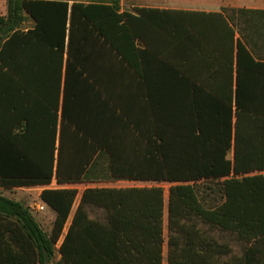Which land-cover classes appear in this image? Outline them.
<instances>
[{"label":"trees","instance_id":"trees-1","mask_svg":"<svg viewBox=\"0 0 264 264\" xmlns=\"http://www.w3.org/2000/svg\"><path fill=\"white\" fill-rule=\"evenodd\" d=\"M151 10L133 15L117 0H7L0 264H163L165 207L167 264H264V9L161 10L180 18L182 60L166 62L180 86L166 87L159 102L151 97L140 127L110 81L117 63L133 64L135 39L154 50L132 29ZM186 14L213 18L209 39L200 30L207 21L191 23ZM167 22L177 38L178 21ZM189 40L204 55L209 50L206 75L186 69ZM93 51L101 54L102 86L90 66ZM53 180L59 186L39 194L54 212L47 233L30 206L3 190ZM117 180L168 182L167 201L161 186H89L80 195L60 186ZM95 209L102 215L91 216ZM213 229L230 242L213 238Z\"/></svg>","mask_w":264,"mask_h":264},{"label":"crops","instance_id":"crops-1","mask_svg":"<svg viewBox=\"0 0 264 264\" xmlns=\"http://www.w3.org/2000/svg\"><path fill=\"white\" fill-rule=\"evenodd\" d=\"M69 3L74 0H68ZM82 2L91 1H112V0H76ZM122 10L129 11L133 15H137V8H152L150 12L142 18L140 22L132 20V29L139 36H145L152 42L153 51L146 52L145 44L141 43L137 38L134 40V47L129 52L130 62L125 66L116 64V73L111 79V94L118 100L125 102L127 117L134 121V124L144 127L150 117V103L152 98L157 102L163 99L166 93V87L173 88L180 86V80L176 76L174 69L166 68V62L171 61L180 64L182 57L179 53L182 48L180 35L179 16L171 13L169 16L160 12L161 10H181V11H198V12H220L223 7L235 8H254L264 9V0H117ZM1 14V13H0ZM5 15V14H1ZM180 15V14H179ZM191 23L201 20L207 21L205 26L200 28L205 32L209 39V21L213 19L209 15L186 14ZM178 21V37L171 31H175V26H171L167 21ZM27 26H32L33 21L29 20ZM210 31L213 30L210 25ZM214 31V30H213ZM212 33V32H211ZM168 37V38H167ZM194 39V38H193ZM198 42L189 40V55L187 58V70L192 77L203 72V75L209 73V50L207 55L204 52L196 50ZM139 53V54H138ZM202 53V55H201ZM173 63V64H174ZM205 64V65H202ZM94 74L96 72L97 85L102 86V80L99 79L102 70V60L100 51H93L91 64ZM179 66V65H178ZM207 72V73H206ZM170 77H169V76ZM209 76V75H208ZM198 84V81H196ZM209 84V77L204 79ZM53 183V181H52ZM51 183V184H52ZM92 184V183H91ZM93 185V184H92ZM41 190L51 185H37ZM59 186V185H58ZM32 187V186H29ZM22 188V187H19Z\"/></svg>","mask_w":264,"mask_h":264},{"label":"rangeland","instance_id":"rangeland-1","mask_svg":"<svg viewBox=\"0 0 264 264\" xmlns=\"http://www.w3.org/2000/svg\"><path fill=\"white\" fill-rule=\"evenodd\" d=\"M7 11V0H0V13L6 14ZM228 158H232V151L228 153ZM93 184V185H92ZM76 183V184H64L60 186L64 187H72L76 188L79 192V195L81 191L89 186H96V187H126V186H161L164 189L165 193V202L167 201V195H168V188L170 183L168 182H156V181H134V180H117L113 182H106V183ZM51 187H58L57 184L52 183ZM41 192V188L38 186H32V187H22V188H13L10 190H3V193L5 195H8L16 200H21L26 205L30 206L33 202H41L39 200V194ZM78 198L76 199V203L78 201ZM76 203L73 207L76 206ZM72 211V212H73ZM32 212L35 215L36 220L41 225L42 229L49 233L52 228V223L54 219V212L47 206H45L43 211L40 212ZM102 211L96 210L91 212V216H101ZM70 222V219H69ZM67 223V226L69 224ZM66 230V229H65ZM209 233L212 235L213 238H215L217 241H229L231 240V236L227 232L219 231L218 229L209 230ZM167 236H168V230H167V209L165 207L164 212V238L165 242L163 245V264H167ZM233 250L236 253L241 252V246H237L236 243L232 244ZM59 255L56 254L55 259H58Z\"/></svg>","mask_w":264,"mask_h":264},{"label":"built area","instance_id":"built-area-1","mask_svg":"<svg viewBox=\"0 0 264 264\" xmlns=\"http://www.w3.org/2000/svg\"><path fill=\"white\" fill-rule=\"evenodd\" d=\"M53 183L56 184L55 180H53ZM51 185V184H49ZM31 209L34 211V212H40V211H43L44 208H45V205L42 203V202H33L31 205H30Z\"/></svg>","mask_w":264,"mask_h":264}]
</instances>
